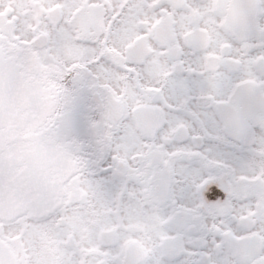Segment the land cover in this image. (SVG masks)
I'll use <instances>...</instances> for the list:
<instances>
[{"label":"snow or ice","instance_id":"6c2138e0","mask_svg":"<svg viewBox=\"0 0 264 264\" xmlns=\"http://www.w3.org/2000/svg\"><path fill=\"white\" fill-rule=\"evenodd\" d=\"M0 264H264V0H0Z\"/></svg>","mask_w":264,"mask_h":264}]
</instances>
